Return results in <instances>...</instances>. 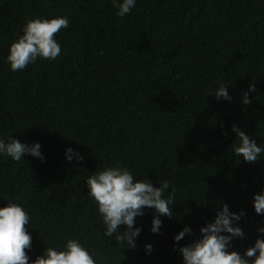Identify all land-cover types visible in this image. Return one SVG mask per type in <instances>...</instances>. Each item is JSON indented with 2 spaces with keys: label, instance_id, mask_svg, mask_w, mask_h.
<instances>
[{
  "label": "trees",
  "instance_id": "16d2710c",
  "mask_svg": "<svg viewBox=\"0 0 264 264\" xmlns=\"http://www.w3.org/2000/svg\"><path fill=\"white\" fill-rule=\"evenodd\" d=\"M116 11L113 0H0V138L39 142L45 156L0 157V206L11 197L29 212L30 259L67 236L82 239L101 264H182L174 236L185 225L199 236L224 202L246 212L245 236L230 249L242 254L264 227L252 202L264 188V156L255 164L236 157L231 127L264 144V0H137L128 16ZM54 16L70 21L55 36L61 54L11 71L8 47L25 22ZM217 80L231 101L208 96ZM250 85L256 91L244 105ZM68 147L84 159L68 163ZM117 162L175 188L161 234L150 231L154 210L136 218L135 250L103 236L84 185Z\"/></svg>",
  "mask_w": 264,
  "mask_h": 264
},
{
  "label": "clouds",
  "instance_id": "9594fccd",
  "mask_svg": "<svg viewBox=\"0 0 264 264\" xmlns=\"http://www.w3.org/2000/svg\"><path fill=\"white\" fill-rule=\"evenodd\" d=\"M48 0H44L47 4ZM137 0H113L118 17H126L135 8ZM70 24L66 16L36 17L28 19L22 26V34L14 39L9 47L6 62L13 72L25 69L38 59L55 60L61 54V44L55 38L61 29ZM256 89L250 85L243 94L242 104L248 105L249 92ZM217 101H231L228 85L222 80L216 81L215 90L208 96ZM231 131L236 135V143L231 147L236 157L245 163L255 164L264 156V144L257 143L238 125L233 124ZM25 155L41 161L45 159L39 142L22 143L14 136L0 138V157L11 158L20 162ZM68 163L75 158L77 162L84 157L78 149L68 147L64 152ZM25 160V159H24ZM158 187L145 177L140 179L126 166L117 162L91 172L84 179L87 195L94 201L98 215L102 221L103 236L115 246L128 250L137 248L136 240L142 231L137 227L136 218L143 216L146 209L154 210L150 231L161 234L163 221L161 217L172 218L175 188L165 179L158 182ZM171 188V193L166 190ZM7 203L0 206V264H101V258L82 239L64 237L61 243L46 245L42 253L30 259L28 252L32 249V235L29 232L30 214L23 204L6 198ZM253 208L257 215L264 216V188L253 194ZM246 216L244 210L233 212L227 203H220L211 222L199 229L196 236L193 229L185 225L174 236V250L182 256V264H264V227L257 229L255 243L242 254L232 249L236 238L243 239L245 232L240 222ZM121 226H126L123 231ZM194 237L191 242L177 247V243L185 236ZM41 239V238H40ZM42 241V239H41ZM27 250V251H26ZM153 245L145 244L146 253H151Z\"/></svg>",
  "mask_w": 264,
  "mask_h": 264
}]
</instances>
